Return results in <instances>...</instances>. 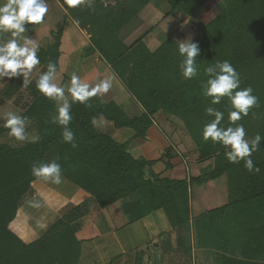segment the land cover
<instances>
[{
	"label": "trees",
	"instance_id": "16d2710c",
	"mask_svg": "<svg viewBox=\"0 0 264 264\" xmlns=\"http://www.w3.org/2000/svg\"><path fill=\"white\" fill-rule=\"evenodd\" d=\"M59 1L68 16L89 35L91 52L99 54L143 112L130 117L118 104L105 102L100 95L91 97L87 105L76 102L71 106L72 119L67 126L74 140L67 143L62 138L63 126L52 122L55 102L39 93L35 83L29 86L31 102L20 115L27 118L26 126H33V136L38 140L33 143L31 138L18 147L0 143V264L78 263L79 242L71 228L72 212L29 245L8 229L30 184L42 178L33 176L32 166L48 163L50 155L60 164L62 177L89 194L100 208L130 199L123 207L130 222L163 210L173 227L189 222L192 183L226 175L227 203L199 220L218 226L224 251L231 255L225 257L226 264L264 263V0H219L223 9L207 21H200L197 15L211 0H164L169 7L165 17L182 15L194 20L195 35L191 40L201 49L196 57L200 70L188 80L179 69L182 57L178 45L183 39L161 35L157 49L150 51L144 36L126 46L118 35L152 0H93L91 5L76 7ZM60 37L61 31L53 35V43L39 49L43 71L49 61L56 63L58 69ZM224 60L239 73L240 88L251 86L252 94L258 98L257 106L235 124H243L246 135L252 138L261 136L260 146L251 155L259 171L249 172L243 160L229 162L224 146L202 138L204 125L214 119L206 114L208 107L224 113L222 126H235L228 119L232 108L227 97L212 104V98L202 94V82L206 87L208 79L204 69ZM10 88L17 89L12 82L6 87ZM2 94L8 97L4 89ZM158 113L183 123L199 161L213 159L205 175L188 179L156 176L151 171L152 162L134 157L127 144L116 142L95 125V121L103 119L116 129H131L136 138L145 139ZM8 131L1 126L0 137ZM170 152L169 146L159 159L164 161L166 170L172 167ZM199 220H195V230Z\"/></svg>",
	"mask_w": 264,
	"mask_h": 264
},
{
	"label": "crops",
	"instance_id": "0c3cea01",
	"mask_svg": "<svg viewBox=\"0 0 264 264\" xmlns=\"http://www.w3.org/2000/svg\"><path fill=\"white\" fill-rule=\"evenodd\" d=\"M47 2L48 12L44 22L39 26L26 25L29 29L26 35L39 44V49L53 43L51 41L43 46L44 40H53L52 25L48 26L52 14L60 13L64 20L70 19L73 21L68 16L66 7L61 1L47 0ZM163 3L164 9H159L158 6H153L151 1L139 13L137 17L139 22L135 28L127 26L129 28H123L119 32L118 35L126 46L131 45L141 36L146 39L152 29L165 21L167 18L165 15L168 13L169 7L166 6L165 1ZM73 23L79 29L74 21ZM47 26L48 28H46ZM61 29L60 57L57 69L58 84H64L70 80L65 72L70 67L69 65L73 64L71 60H69V65H66L67 61H62L65 63V67H63V63L60 62L64 54L62 50L64 29L62 27ZM79 31L84 33L89 43V35L80 29ZM39 32L41 33L38 35ZM0 38H6V36L0 34ZM88 51L90 52L89 55L87 54ZM37 70L43 72L42 67L39 65L33 71ZM75 73L84 82L90 84H95L100 79L112 76V87L107 93L100 95L101 99L105 102H115L130 117L139 116L143 112L137 101L127 93L123 83L112 73L109 66L100 59L98 53L91 52V48L86 51L84 59L80 60ZM21 78L22 76L5 77L3 84L0 85V91L5 90L8 84L12 82L13 87L19 89L16 92L18 93L23 86ZM36 79L31 78L30 82L26 84L29 94V86L35 83ZM2 97L0 96V101H4ZM153 124H155L154 121ZM95 125L116 142L127 144L129 152L136 158H144L147 161L154 159L158 152L161 154L170 146L169 143L163 141V135L155 130L154 126L149 129L145 139L141 140L135 137L133 130L128 128L116 129L112 123L103 119L95 121ZM149 141L152 145L148 144ZM171 152L173 153L172 166L182 163V160L178 158L180 154L177 150L174 152L171 149ZM52 161L57 162L56 158L50 155L48 163ZM158 163V165L151 166V171L160 173V177L190 178L185 176L176 178L175 175V177H171L174 174L173 167L166 170L163 164L164 161L159 160ZM130 201V199L123 200L108 208H100L89 194L65 178L62 177V182L58 185L52 183L51 179L40 178L30 184L28 192L19 201L16 216L8 225V229L23 244L29 245L45 236L59 219L70 212L74 213L71 228L74 237L79 242L77 264H226L225 257L231 256L224 251L222 234L218 231V226L203 222V219L199 220L210 210L225 205L228 196L222 205L204 207L195 217L191 214L189 200V222L180 227H173L163 210H156L144 218L130 222L129 215L123 209V207L125 208L124 203ZM195 220H199L196 224V230L194 227Z\"/></svg>",
	"mask_w": 264,
	"mask_h": 264
},
{
	"label": "clouds",
	"instance_id": "9594fccd",
	"mask_svg": "<svg viewBox=\"0 0 264 264\" xmlns=\"http://www.w3.org/2000/svg\"><path fill=\"white\" fill-rule=\"evenodd\" d=\"M65 3L68 7H76L81 3L91 5L92 0H65ZM47 12V0H0V34L6 36L0 38V80L5 77L22 76L25 84L30 82L33 70L41 63L37 54L40 46L26 35L29 30L26 25H41ZM182 41L178 45V52L182 57L179 69L183 78L188 80L199 73L196 57L200 55L201 49L198 43L191 39ZM204 72L208 79L206 87L202 82V94L211 97L212 104H219L222 97H227L232 108L228 112V119L235 126H222L224 113L208 107L205 110L206 114L214 119L204 125L202 138L205 141L210 138L213 143L224 146L225 156L229 162L239 163L243 160L244 167L249 172L259 171V168L254 167L251 155L260 146L261 136L257 134L254 139L248 140L243 124H235L242 116L248 115L249 109L257 106L258 98L252 94L253 88L251 86L240 88L239 73L227 60L217 61L214 66H207ZM57 79V64L49 61L47 70L39 72L35 87L44 97L55 102L56 115L52 122L63 126V141L72 143L73 132L67 128L72 119L70 115L72 104L79 102L87 105L91 97L107 93L112 87L113 77L107 76L95 84L84 82L76 73H73L70 80L64 84H58ZM0 119L4 121L3 126L9 130L10 137L17 141L27 139L26 117L8 111L0 114ZM37 140L38 137L33 136L31 142ZM72 146L76 147L74 143ZM32 174L38 178L51 179V182L57 185L62 182L61 166L55 161L34 164Z\"/></svg>",
	"mask_w": 264,
	"mask_h": 264
},
{
	"label": "rangeland",
	"instance_id": "374dc122",
	"mask_svg": "<svg viewBox=\"0 0 264 264\" xmlns=\"http://www.w3.org/2000/svg\"><path fill=\"white\" fill-rule=\"evenodd\" d=\"M163 2L164 1L162 0H152L153 6L156 5L159 9H164V6L162 5L164 4ZM222 9L223 5L219 0H211L203 7L201 11L198 12L197 17L200 21H207L209 18L217 15ZM51 16L52 18L50 17V21L48 22V26L52 25L51 30L53 32L51 33L53 35H56L60 30H62L61 27L64 29V37L62 41V50L64 54L61 57L60 62L67 61L66 65H69V60L73 62V64L71 63V65H69L70 67L67 68V71L65 72L69 77H71V75L75 73V69L79 66L80 60L84 59L86 51L89 50L91 46L85 38L84 33H80V28L78 29L74 25L73 21H71L70 19L64 20V18L61 17L60 13H54ZM60 22L63 23L60 24ZM138 22L139 20L136 19L132 21L128 26H132L135 28ZM193 22L194 20L185 18L182 15L171 17L169 16L165 19V21L161 22L158 27L150 31L147 38H144V43L150 51H154L157 49L160 43L158 38L161 37V35H171L179 41L182 39H192L195 35L193 31ZM48 26L46 28H48ZM129 27L126 26L125 28ZM40 33L41 32H39L38 35ZM51 41L53 40H44L43 46H46ZM89 53L90 52L88 51L87 54L89 55ZM63 67H65V63H63ZM38 74V70L33 71L29 80L31 78H38ZM21 79L23 86L18 93L16 92L19 89H16V91H14V88H10L9 90L5 88V94H7L8 97L2 94V98H4V101H0V114L8 111H13L20 115L23 109L29 104V102H31V96L28 92V89L26 88V84L23 81V77ZM4 80L5 79L0 80V85L3 84ZM153 119L155 122L154 129L158 130L159 133L163 135V141L170 144L172 151L175 152L177 150V152L180 154L178 158L182 160V163H177L172 166L174 169V174L171 177L176 176V178H179L180 176H185L195 178L200 175H205L206 171L211 169L213 159L203 161L198 160V153L196 151L195 145L187 134L183 123L179 119L172 116H165L163 113L156 114ZM3 124L4 121L0 119V127L3 126ZM25 127H27L25 128V133L27 136V139L25 141H17L14 137H10L8 133H6L2 137H0V143H6L13 147L23 146L24 144L28 143L35 133V129L33 128V126ZM164 137L167 139H165ZM246 139L252 140L254 138L246 135ZM148 144L152 145L150 141L148 142ZM161 154L160 152H158L157 156L154 159H149L148 161L152 162V165H158ZM170 154L173 155L172 152H170ZM170 163L172 165V162ZM153 174L158 176L160 173ZM227 196L226 175H223L215 180H204L200 183H192L189 186L191 214L195 217L197 216L198 212L201 211L204 207L220 206L227 199Z\"/></svg>",
	"mask_w": 264,
	"mask_h": 264
},
{
	"label": "water",
	"instance_id": "95a60500",
	"mask_svg": "<svg viewBox=\"0 0 264 264\" xmlns=\"http://www.w3.org/2000/svg\"><path fill=\"white\" fill-rule=\"evenodd\" d=\"M146 172H147V168L144 169V173H145V174H146Z\"/></svg>",
	"mask_w": 264,
	"mask_h": 264
}]
</instances>
